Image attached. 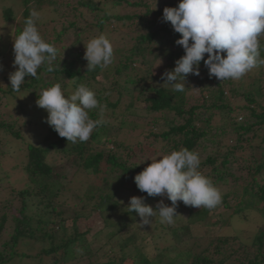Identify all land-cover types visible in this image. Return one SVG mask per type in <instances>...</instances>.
<instances>
[{"label":"trees","instance_id":"16d2710c","mask_svg":"<svg viewBox=\"0 0 264 264\" xmlns=\"http://www.w3.org/2000/svg\"><path fill=\"white\" fill-rule=\"evenodd\" d=\"M102 1L104 4L114 5L125 3L133 9L143 8L144 11L142 14L135 12L126 16H108L105 13L99 15L97 13L100 11V2L96 0L77 2L70 9L75 11L81 8V11L78 15L74 14L72 18L75 17V20L69 22L66 27L61 26L62 23L59 21L61 29L56 33L54 30L55 24H58L56 21L45 25L51 26L55 33L53 41L49 42L55 44L57 49V56L51 64L53 71L49 72L47 70L49 65L45 63L38 69L37 78L25 77V83L21 85L19 92L29 91L38 99L40 94H36L37 90L48 88L55 83H60L62 88L67 87L65 82L70 83L73 91L78 84H85L96 93L99 104L105 108L103 113L99 108L90 110V118L100 119L103 123L92 131L86 142H67L66 138L60 137L50 126L41 143L26 146L25 160L19 163V167L24 172L27 182L25 187L13 188L10 192L19 203L17 207L9 203L10 207L5 205L1 208L3 212L0 215V231L7 222L6 213L9 209L16 208L18 214L11 219L13 231L8 241L3 242L0 247V264L9 263L15 255V249L24 242L41 245L40 253L31 256L36 264H40L45 258H49L47 264H75L85 254L87 264H264V225L259 227L247 242L238 235H222L191 246L180 242L182 245L179 253L165 263L160 257L149 258L148 252L143 249L140 233L145 226L135 225L140 222V217L129 208L116 211L120 205L116 194L122 189L140 193L153 203H157L159 198L141 192L134 182V176L148 165L149 160L133 162L131 160L133 145L115 141L116 135L123 129L127 130L126 134L135 133L138 127L136 123L140 125L143 123L141 130L147 129V132L143 134L145 141L136 142L135 146L144 149L145 152L149 150V159L160 151L166 155L173 150L187 148L198 154L201 162L199 170L210 177L216 187L223 186L231 180L234 183L239 182L244 176H240L238 171H245L246 184L242 189L222 192L221 202L213 208H198L195 212L196 221L201 223L209 220L216 225L212 219L213 212L219 205L229 208L227 202L231 199L238 200L232 207L231 218L246 221L251 213L264 210V205L262 209L259 208L260 204H264V155L262 154L259 159L252 154L264 150V86L255 79L253 84H248L242 89L243 92H240V89L234 90L231 79L220 81L215 76L210 77L202 60L199 65L200 74L198 76L189 74L186 77L185 90L175 91L172 86L163 84L162 73L161 75L153 73L152 64L147 65L143 61L146 51L149 50L145 45L149 47L153 43L158 54L166 56L170 61L169 67L172 66V69L175 67V61L184 55L182 46L175 43L180 34L172 29L170 22L162 19L161 4H158L161 8L153 12L149 8V0H140L132 4L127 0ZM151 1L150 4L153 3V0ZM21 2L22 28L36 10L55 6L50 0ZM178 3L172 2L171 5L177 6ZM53 9L56 10L55 7ZM84 11L93 14L95 18L90 25L85 24L81 27L83 32H88L91 26L96 28L97 32H101L105 25L115 24L118 27L117 25L124 26L126 23L141 29L147 23L154 25V21L147 20L152 15L159 19L162 26L139 35L136 38L137 43L126 52L115 49L113 62L109 66L87 71L85 48L83 42L78 40L82 32H74L78 29L77 20L84 16ZM2 16L7 23L15 20L11 8H3ZM21 31L20 28L15 31V38ZM68 32L74 42L66 47L64 37ZM45 33L44 31L41 35L48 42ZM259 41L261 57H264V34L259 37ZM204 58H207V54ZM13 60L14 55L10 60V66L13 67L10 68L11 73L15 71ZM156 82L162 84L156 85ZM204 83L206 85L203 86ZM5 88L6 90L0 87V93L5 96L18 93L12 90L10 83ZM193 88L199 91L200 97L195 104L188 106L185 94ZM148 115L155 117L146 122ZM215 115L220 119L216 126ZM126 118L135 121L130 129L125 126L128 123ZM117 119L119 125L112 126V122ZM3 132L14 137V140L22 139L19 130L0 120V133ZM259 132L262 133L261 137ZM258 138L259 145L256 146L253 143ZM91 141L105 148H94L90 145ZM158 144H162L160 149L154 148ZM108 145L112 148H107ZM248 152L254 157V161L245 157ZM60 163L72 165L77 172L92 176L95 180L101 176L103 182L106 176L110 175V178L114 177L116 187L112 194L105 192L108 190L105 189L107 187L105 184L104 190L101 189L103 186L97 188L96 197L91 195L88 199V207H92L86 212L82 211L85 208H81L80 211L75 208L70 212L58 211L56 201L61 198L62 187L55 179L56 168ZM36 201L37 205L43 206L45 216L31 213L30 205ZM68 212L71 215L69 216L71 222L67 225L65 220L68 218ZM96 216L105 228L115 231L113 235L119 236L118 248L121 251L119 255L109 256L108 252H113V247H107L109 244L103 239H99L97 248L93 249L95 246L87 237L91 234V227L80 231V225ZM227 221V217L219 218L221 228L229 226ZM129 228L133 230L131 234L127 233ZM179 229L188 228L179 226ZM26 258L30 259L28 256Z\"/></svg>","mask_w":264,"mask_h":264},{"label":"rangeland","instance_id":"374dc122","mask_svg":"<svg viewBox=\"0 0 264 264\" xmlns=\"http://www.w3.org/2000/svg\"><path fill=\"white\" fill-rule=\"evenodd\" d=\"M52 4L55 6H50L44 9L36 10L34 13L37 14L35 19L36 26L40 35L45 31V37L48 42H52L55 33L52 31L49 22L56 21L58 24H55V32H59L61 26L66 27L69 22L75 20V15H78L81 11V8L78 10L72 11L70 8L71 6H75L77 2H82L83 0H50ZM128 3H136L140 0H127ZM99 3L100 11L97 14L102 15L103 13L107 14L108 16H126L132 13L142 14L144 9L143 8H135L133 9L131 6L123 3L120 5H114L111 3L104 4L102 0H96ZM152 1L149 0V8L151 11H156L163 7H172L175 5H171L172 2H179V0H157L156 8L155 7V0L153 3L150 4ZM158 4H161L158 5ZM56 8L53 9V8ZM3 8H11L13 11V15L15 20L12 22L7 23L3 16L2 11ZM154 9V10H153ZM162 9V10H163ZM23 11V6L21 0H0V87L6 90L5 86L10 83L9 76L11 74L10 68V60L14 55L12 50L13 40H15V31L17 29H23L21 25V14ZM83 11V10H82ZM75 14V15H74ZM65 15V17H64ZM65 18V19H64ZM94 15L91 13H86L84 11V16L78 21L77 20V33H81L80 41H82L84 48L86 47L88 41L99 34H105L108 39L111 41L113 45V49L115 50H123L126 52L130 50L137 42L136 38L139 35H144L149 30H152L157 27H161V23L159 19H156L154 15L147 18V20L154 21V25L145 24L140 29L136 27L125 24L115 26V24L105 25L104 30L101 32H97L96 28L93 26L89 27V31H81V27L83 25H90L91 21L94 20ZM61 21V26L59 24ZM160 24V25H159ZM51 27V28H50ZM111 30V31H110ZM70 33L68 32L64 37V45L67 47L74 39L72 36H69ZM42 36V35H41ZM72 37V38H70ZM55 46V44H54ZM146 48L149 50L146 51L144 55L143 61L147 63V65L152 66V72L158 75L163 74L165 71L172 70L170 66V61L167 60L166 56H161L158 54L157 50L154 48L156 45H153ZM161 61V63H160ZM160 63V64H159ZM136 67V66H135ZM248 77V78H247ZM255 79H258L260 83L264 86V66H258L247 72L239 79H231L233 85L232 88L234 90H238L243 92L242 89L246 87L248 84H253ZM66 88H62L67 94H70L73 90L71 88L70 83H67ZM162 83L156 82V85H160ZM206 83L203 84V86ZM37 90L36 94L41 93ZM188 100V106H191L196 103L197 99H199V91L195 88L189 89L185 94ZM37 99L35 96L29 91H22L18 92L13 95L5 96L0 93V120H3L7 124L13 125L17 130H19L21 135V140H14V137L10 136L7 133H0V215L2 214L1 208L3 206L12 204L14 207H17L19 200L14 197V195H10L11 190L14 189H21L25 187L27 179L24 176V172L19 167V163H23L25 160V149L28 144L31 145H38L43 140V137L47 135L46 131L50 125L47 123V116L48 113L45 109L40 108L37 106L36 103ZM242 105V104H241ZM154 115H148L146 117V122H149ZM120 117L118 116V119ZM113 121L112 126L116 127L119 125V120ZM127 125H125L128 129L135 124L134 119H127ZM215 126L220 123V119L217 115L214 117ZM252 121V120H251ZM138 125L135 133L126 134L127 130L123 129V131L119 132L116 135V140L119 143H125L133 145V157L132 161H140L149 160L148 164L151 163V159L158 156H163L161 151L154 157L150 158L149 150L145 152L144 149L135 146L136 142L145 141L143 140V134L147 132V129L141 130L144 125L143 123H136ZM151 128V127H150ZM148 127V129H150ZM259 136H262V133H258ZM97 142H92L94 148H105L103 145L96 144ZM150 143V142H148ZM254 145H259V138L254 141ZM162 145V144H161ZM160 144L156 149H160ZM107 148H112L111 145H108ZM146 149V146H144ZM169 154V153H168ZM255 158L261 159L262 154L264 155V150H259L252 152ZM250 155V157H249ZM204 156V154L202 155ZM251 157V153H246L245 157H248L250 160L254 161V157ZM245 166V165H244ZM57 182L62 187V195L61 198L58 199L57 206L59 210L71 211L72 209H77L78 211L82 210L81 208H85L82 210L83 212L88 211L91 207H88V199L91 195H94V198L97 194V188H101L104 190L108 188L106 193H113V189L116 187L115 179L110 178V175L106 176V180L103 182L102 177L100 176L99 179L95 180L92 176H89L85 173L77 172V170L72 165H67L66 163L58 164L56 168ZM244 170L238 171L240 176H244L239 182L234 183L232 180L225 185H218L217 188L222 193H226L229 190L239 191L242 187L246 184V174ZM245 180V181H244ZM128 186V184L126 185ZM129 187V186H128ZM239 194V193H238ZM133 196H143L140 193H136L132 190L122 189L116 194V199L119 201V206L116 208L117 212H120L128 207L129 199ZM163 200L164 204L167 206H171V201H169L166 197L159 196L157 202ZM238 200L231 199L227 203L229 204V208H226L224 205H219L218 209L213 212L212 219L216 222V225L208 221H196L195 219V212H197L196 207L193 206H186L182 201H177L176 205V214L177 216L174 218V223L169 225L166 223H161L159 216L153 218L151 225H144L142 232L140 233L141 239L143 240V249L145 252H148L149 258H158L162 259V262H167L176 257L179 253L181 243H187L188 246L193 245L197 242H202L203 240L207 239H215L218 236L222 235H238L241 239L247 242L248 238L253 235L256 230L264 225V210L256 211L251 213L246 221L239 220L236 218H231L230 214L232 213V207L236 205ZM10 203V204H9ZM36 202H32L30 205L31 213L33 214H40V216H45L43 213V206L37 205ZM88 203V204H87ZM145 203L149 206H152L154 209L156 208L157 203H153L151 200L145 199ZM91 204H94L91 202ZM11 205V206H12ZM264 204H260L259 208L262 209ZM12 206V207H13ZM9 209L7 211L8 219L5 223L3 229L0 231V247L3 242L8 241L10 234L13 231V224L11 219L13 216L18 214L16 208ZM203 208V207H202ZM264 209V208H263ZM73 211V210H72ZM65 220V224H69L71 222V218L69 216ZM227 217L228 221L227 224L229 226H224L221 228V224L219 222L220 217ZM230 217V218H229ZM194 222V223H193ZM196 222V223H195ZM140 223V222H139ZM139 223H136V226H139ZM193 223V224H192ZM179 226L187 227L188 229H179ZM91 227V228H90ZM178 229H171V228ZM90 228L91 234L87 237L89 241L93 244V249L97 248L96 245L98 244L99 239H103L104 242H108L107 247H113V252H108L109 256H114V254H118L121 252L118 248V243H120L119 236L113 235L115 231L111 228H105L103 223L100 222L98 217H93L87 223H84L79 226L81 232ZM140 227H138L139 229ZM184 230V231H182ZM133 230L131 228L128 229L127 233L131 234ZM100 232V233H99ZM22 242V241H21ZM181 242V243H180ZM41 245L33 242H24L20 244L14 251L15 255L7 264H36V261H32L31 256H35L40 253ZM108 250V248H106ZM1 250V248H0ZM84 252V251H83ZM83 252L82 255H83ZM21 254H24L22 256ZM93 254V252H91ZM28 256L30 259L26 258ZM60 256V255H59ZM49 258H45L40 264H47ZM75 264H87L86 254L83 255Z\"/></svg>","mask_w":264,"mask_h":264},{"label":"clouds","instance_id":"9594fccd","mask_svg":"<svg viewBox=\"0 0 264 264\" xmlns=\"http://www.w3.org/2000/svg\"><path fill=\"white\" fill-rule=\"evenodd\" d=\"M32 16L36 18L37 14ZM162 19L180 34L175 43L184 50L175 67L162 74L163 84L175 91L185 90L189 74H200L202 60L209 76L220 81L239 79L253 68L264 66L259 41L264 34V0H179L177 6L163 9ZM13 53L15 71L9 81L12 90L19 92L25 77L37 78L38 69L45 63L49 65L47 70L53 71L51 64L57 49L42 38L35 19L29 18L13 40ZM113 58V45L105 34L88 41L84 52L87 71L105 68ZM36 103L47 111V123L67 142H86L103 123L89 116L90 110L96 108L103 113L105 106L99 104L96 93L85 84H78L66 94L61 84L55 83L41 90ZM150 161L134 176V182L148 196L166 197L171 206L160 200L154 209L145 203V197H131L128 207L140 217V227L151 225L156 216L161 223L173 224L177 201L196 208H213L221 202L219 189L199 170L201 162L197 153L181 148Z\"/></svg>","mask_w":264,"mask_h":264}]
</instances>
